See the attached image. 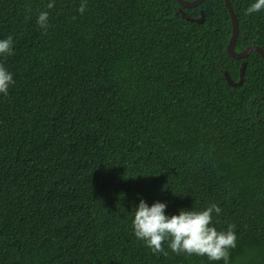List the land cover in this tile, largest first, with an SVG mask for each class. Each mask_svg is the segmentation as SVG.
Returning <instances> with one entry per match:
<instances>
[{
	"label": "trees",
	"instance_id": "1",
	"mask_svg": "<svg viewBox=\"0 0 264 264\" xmlns=\"http://www.w3.org/2000/svg\"><path fill=\"white\" fill-rule=\"evenodd\" d=\"M81 2L0 0V264H210L137 240V194L166 214L217 204L228 264H264V59L229 55L225 1L184 8L202 22L177 0ZM230 3L235 49H264V9Z\"/></svg>",
	"mask_w": 264,
	"mask_h": 264
},
{
	"label": "clouds",
	"instance_id": "2",
	"mask_svg": "<svg viewBox=\"0 0 264 264\" xmlns=\"http://www.w3.org/2000/svg\"><path fill=\"white\" fill-rule=\"evenodd\" d=\"M47 7H53V0H48ZM85 0L78 7L83 12ZM264 9V0H251L245 9V15H251ZM48 13L42 11L37 16V24L47 27ZM13 40L9 35L0 38V56L11 55ZM14 83L13 74L0 65V94L7 95L9 87ZM137 201L131 205V230L133 236L144 243L153 253L166 254L163 245L173 253L187 256H203L212 264L220 262L228 264L229 250L236 246V233L233 225L218 230L213 224V216L218 215L220 207L209 203L196 210L179 208L173 214H166L165 202L156 200L151 204L137 194Z\"/></svg>",
	"mask_w": 264,
	"mask_h": 264
},
{
	"label": "water",
	"instance_id": "3",
	"mask_svg": "<svg viewBox=\"0 0 264 264\" xmlns=\"http://www.w3.org/2000/svg\"><path fill=\"white\" fill-rule=\"evenodd\" d=\"M180 4V13L182 14V16L184 18H186L187 20L190 21H194V22H202L204 20V11L201 10V16L199 18H192L190 16H188L186 14V12L184 11V8H190V7H196L198 6L200 3H202L204 0H177ZM225 4L230 12L231 15V19H232V35L231 38L229 40V43L227 45V52L229 53V55L233 58L236 59H243L246 58L247 56H249L251 53L253 52H257L259 53L263 59H264V49L258 45H248L246 48H244L242 51H237L235 49V42L238 36V20L237 17L234 13V10L232 8V5L230 3V0H224ZM246 69V62L243 61L241 68H240V79L238 81H235L227 71H225V78L228 81V83L232 86H237L239 84L242 83L243 81V77H244V72Z\"/></svg>",
	"mask_w": 264,
	"mask_h": 264
}]
</instances>
